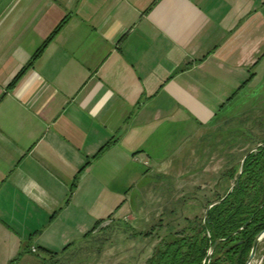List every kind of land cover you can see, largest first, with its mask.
Here are the masks:
<instances>
[{"label": "crops", "instance_id": "obj_1", "mask_svg": "<svg viewBox=\"0 0 264 264\" xmlns=\"http://www.w3.org/2000/svg\"><path fill=\"white\" fill-rule=\"evenodd\" d=\"M262 106L264 0H0V264L204 209Z\"/></svg>", "mask_w": 264, "mask_h": 264}, {"label": "trees", "instance_id": "obj_2", "mask_svg": "<svg viewBox=\"0 0 264 264\" xmlns=\"http://www.w3.org/2000/svg\"><path fill=\"white\" fill-rule=\"evenodd\" d=\"M238 171L237 167L225 179L235 180L232 193L209 211L208 218L187 221V228L181 232L169 231L160 237L146 264H203L217 241L220 243L208 264H246L256 237L264 231V147L247 157L236 185ZM230 188L215 202L221 201ZM215 202L208 203L205 210Z\"/></svg>", "mask_w": 264, "mask_h": 264}, {"label": "rangeland", "instance_id": "obj_3", "mask_svg": "<svg viewBox=\"0 0 264 264\" xmlns=\"http://www.w3.org/2000/svg\"><path fill=\"white\" fill-rule=\"evenodd\" d=\"M260 89L258 90V92ZM242 123H253L252 126H256L258 136L255 142L257 146L264 142V106L258 111L257 120L254 118L251 120L243 121ZM256 123V124H255ZM243 136L247 137L248 140L254 142V135L250 134L248 131L243 130ZM243 156L250 150L255 148L252 143L250 146H243ZM238 163H231L230 167H227V174L231 176L236 170ZM229 171V172H228ZM236 175V174H235ZM227 176V177H228ZM226 177V178H227ZM225 178V179H226ZM225 179H209L210 184L204 189L203 193H197L195 191L194 197L202 198L205 207L210 202H215L218 196H222L225 191L232 187L234 184V179L227 181ZM151 180L147 179L146 182L149 184ZM195 185L198 184V179H195ZM180 184V182H179ZM185 199H190L191 194H179L174 195ZM176 215L171 217L172 210L170 209H158V210H148L144 212L145 224L137 225L133 223L130 227L124 225H116L111 228V230L103 231V234L98 238H93L91 242L83 243L79 251V254L71 255L67 257L65 261L62 262L54 261L48 262L47 264H143L146 260L148 261V256L152 255L154 249L159 244V238L163 237L167 232H181L187 228L186 220L193 221L194 219H202L205 213V208L195 209L194 211H185L178 209ZM160 223H170L172 224L170 228L165 227L162 229ZM134 228V230H131ZM140 232L143 235L139 238L133 236V232ZM107 233V234H106ZM130 236V237H129ZM108 237V238H107ZM77 249V248H76ZM264 251V240L260 245V252ZM138 253L139 256H138ZM132 261H129V260ZM147 263V262H146Z\"/></svg>", "mask_w": 264, "mask_h": 264}, {"label": "water", "instance_id": "obj_4", "mask_svg": "<svg viewBox=\"0 0 264 264\" xmlns=\"http://www.w3.org/2000/svg\"><path fill=\"white\" fill-rule=\"evenodd\" d=\"M261 147H264V144H260L258 145L256 148H254L253 150L249 151L247 153V155L243 158V160L239 163V171H238V180L236 182V185L239 183V178L241 177V174H242V167H243V164L245 162V160L247 159L248 156H250L252 153L256 152L259 148ZM234 186L233 185L230 190L228 191L227 195L221 200V201H218V202H215L211 205H209L207 207V209L205 210V213H204V219H207L208 218V213L209 211L214 207L216 206L217 204L221 203L223 200H225L233 191L234 189ZM264 240V231H262L255 239L254 243H253V246H252V249H251V252H250V255H249V258L246 262V264H257L256 263V259L258 257V248L259 246L261 245L262 241ZM220 243V241H217L213 247L209 250L208 252V255L206 257V259L204 260V263L203 264H208L209 261L211 260V257L213 255V252L215 251L216 247L218 246V244Z\"/></svg>", "mask_w": 264, "mask_h": 264}, {"label": "built area", "instance_id": "obj_5", "mask_svg": "<svg viewBox=\"0 0 264 264\" xmlns=\"http://www.w3.org/2000/svg\"><path fill=\"white\" fill-rule=\"evenodd\" d=\"M263 242V241H262ZM262 244V243H261ZM33 252H36L35 249H33ZM256 263L257 264H264V251L260 252V254L258 255L257 259H256Z\"/></svg>", "mask_w": 264, "mask_h": 264}]
</instances>
